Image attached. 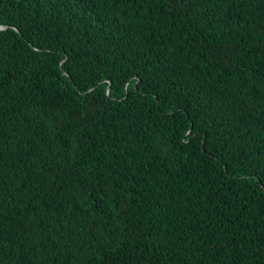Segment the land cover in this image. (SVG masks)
Returning a JSON list of instances; mask_svg holds the SVG:
<instances>
[{
  "label": "trees",
  "instance_id": "obj_1",
  "mask_svg": "<svg viewBox=\"0 0 264 264\" xmlns=\"http://www.w3.org/2000/svg\"><path fill=\"white\" fill-rule=\"evenodd\" d=\"M0 264H264V0H0Z\"/></svg>",
  "mask_w": 264,
  "mask_h": 264
}]
</instances>
